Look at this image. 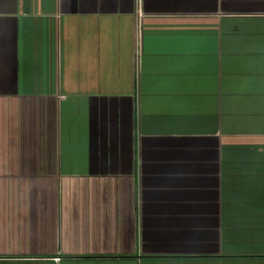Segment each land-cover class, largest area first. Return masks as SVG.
Returning <instances> with one entry per match:
<instances>
[{
  "label": "crops",
  "instance_id": "1",
  "mask_svg": "<svg viewBox=\"0 0 264 264\" xmlns=\"http://www.w3.org/2000/svg\"><path fill=\"white\" fill-rule=\"evenodd\" d=\"M0 264H264V0H0Z\"/></svg>",
  "mask_w": 264,
  "mask_h": 264
}]
</instances>
